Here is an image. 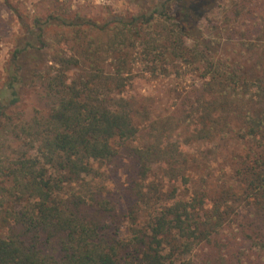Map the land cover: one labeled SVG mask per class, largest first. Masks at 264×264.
I'll return each mask as SVG.
<instances>
[{"label":"trees","instance_id":"16d2710c","mask_svg":"<svg viewBox=\"0 0 264 264\" xmlns=\"http://www.w3.org/2000/svg\"><path fill=\"white\" fill-rule=\"evenodd\" d=\"M134 1V12L101 21L80 12L26 14L4 0L20 32L0 86V264H264V49L251 77L228 59L225 68L209 59L224 39L241 48L248 35L264 37V0ZM5 28L0 22V41ZM140 62L151 73L209 64L202 92L212 100L197 113L194 134L256 144L241 198L197 192L140 219L154 202L143 191L154 165L186 163L173 145H138L137 110L120 96ZM34 89L47 105L27 120L20 106ZM126 160L137 180L131 203L117 207L102 181ZM172 169L178 178L180 168ZM232 197L249 215L227 224Z\"/></svg>","mask_w":264,"mask_h":264},{"label":"rangeland","instance_id":"374dc122","mask_svg":"<svg viewBox=\"0 0 264 264\" xmlns=\"http://www.w3.org/2000/svg\"><path fill=\"white\" fill-rule=\"evenodd\" d=\"M11 2L18 5L26 14L44 16L54 12L74 16L80 12L101 21L111 13L125 14L136 10L134 0H11ZM223 12L224 9L221 11L218 9L215 13L217 18L220 17L219 21H222ZM0 22L6 27L0 41L1 86L5 79L4 68L8 53L13 47V34L20 32L10 10L4 5V0H0ZM243 28L248 26L243 25ZM230 29L235 30L237 26L231 25ZM241 34L239 32L233 36ZM248 36L247 46L241 48H236L234 43L224 39L222 42L225 45L219 49L220 54L209 55V59L217 57L214 67L225 68L228 59L238 64L237 67L241 66V74L248 77L256 75L257 64L264 49V37L259 40L258 37ZM250 47L256 51L252 52ZM236 49L239 52L235 51ZM209 69V64L205 62V65L200 66L198 63L195 67L192 65L171 67L169 73H151L149 66L140 62L134 67L135 81L120 96L131 101L137 110L135 120L141 130L139 146H148L154 142L166 147L173 145L177 148L176 152L181 154L180 158L186 161L182 166L177 163L168 166L161 161L154 165L148 180L143 184V191L148 193L154 202L151 207L139 212L141 220L144 219V210L147 213L153 208L160 209L176 200L189 201L197 192L205 193L210 199L224 192L235 193L241 198V179L249 168L248 157L252 158L256 152V144L237 139L231 134L216 138L213 142L194 134L198 114H204L206 105L212 100L208 92H202L204 76ZM40 93L36 89L26 91L20 106L25 119H31L37 109L46 107L47 100L41 97ZM231 121L233 124L240 122L237 119ZM172 168H180L181 171L178 173L181 175L178 178L170 176ZM107 170V177L102 181L105 186L103 196L117 207L120 203L130 204L132 182L137 180L133 164L126 160ZM174 189L177 190L175 195L169 197ZM233 201L235 202L228 208V211H231V218L227 224L244 221L249 215L245 202H241L237 197ZM117 221L124 226L122 235L127 236L129 220L127 221L120 213Z\"/></svg>","mask_w":264,"mask_h":264}]
</instances>
